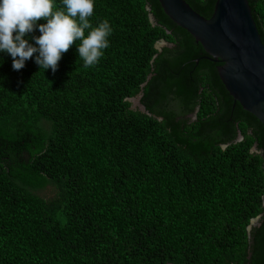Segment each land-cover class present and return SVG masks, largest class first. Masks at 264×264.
<instances>
[{
    "label": "trees",
    "instance_id": "obj_1",
    "mask_svg": "<svg viewBox=\"0 0 264 264\" xmlns=\"http://www.w3.org/2000/svg\"><path fill=\"white\" fill-rule=\"evenodd\" d=\"M104 19L95 67L0 54V264H264V125L158 0H96Z\"/></svg>",
    "mask_w": 264,
    "mask_h": 264
},
{
    "label": "water",
    "instance_id": "obj_2",
    "mask_svg": "<svg viewBox=\"0 0 264 264\" xmlns=\"http://www.w3.org/2000/svg\"><path fill=\"white\" fill-rule=\"evenodd\" d=\"M158 1L164 13L202 46L210 60L219 64L218 75L234 101L264 125V43L249 1L217 0L209 19L194 11L185 0ZM150 18L154 21L152 15ZM163 44L167 45L161 40L155 45L159 52ZM142 97L143 90L136 96V106L150 115L141 103ZM261 216L252 220L248 231L259 224Z\"/></svg>",
    "mask_w": 264,
    "mask_h": 264
},
{
    "label": "clouds",
    "instance_id": "obj_3",
    "mask_svg": "<svg viewBox=\"0 0 264 264\" xmlns=\"http://www.w3.org/2000/svg\"><path fill=\"white\" fill-rule=\"evenodd\" d=\"M95 4L96 0H60L59 6L56 0H0V54L12 58L14 71L34 59L40 69L55 73L75 44L83 67H95L114 31L107 19L91 23Z\"/></svg>",
    "mask_w": 264,
    "mask_h": 264
},
{
    "label": "rangeland",
    "instance_id": "obj_4",
    "mask_svg": "<svg viewBox=\"0 0 264 264\" xmlns=\"http://www.w3.org/2000/svg\"><path fill=\"white\" fill-rule=\"evenodd\" d=\"M160 44L162 45V43H160ZM161 45H160V46H161ZM163 45H164V44H163ZM134 98H135V99L130 100V103L132 104V109H133V110H139V108L136 106V102H137L136 100H137V99H136V97H134Z\"/></svg>",
    "mask_w": 264,
    "mask_h": 264
},
{
    "label": "flooded vegetation",
    "instance_id": "obj_5",
    "mask_svg": "<svg viewBox=\"0 0 264 264\" xmlns=\"http://www.w3.org/2000/svg\"><path fill=\"white\" fill-rule=\"evenodd\" d=\"M165 46V45H164Z\"/></svg>",
    "mask_w": 264,
    "mask_h": 264
}]
</instances>
